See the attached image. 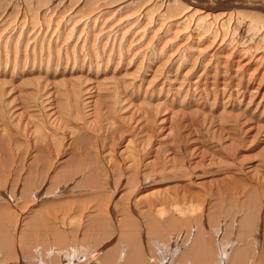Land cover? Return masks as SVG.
<instances>
[{"label": "rangeland", "instance_id": "374dc122", "mask_svg": "<svg viewBox=\"0 0 264 264\" xmlns=\"http://www.w3.org/2000/svg\"><path fill=\"white\" fill-rule=\"evenodd\" d=\"M44 1L0 0V22L2 21L0 24H3L6 20L12 22L17 17L29 18L31 16L30 13L34 14L35 10L44 4ZM96 1L91 4L94 7H88L85 0H53L51 8H49L50 14L47 16L48 18L49 16L50 18L53 17L48 20L49 26H44L41 23L43 15L42 12L39 13V15L41 14V17L37 18V23H40L37 24L39 35L35 40V44L27 45V52L21 51L18 47L17 53L21 55L17 54L16 60H14L11 52L13 49L8 48L10 52L6 53L9 55V59L4 60L7 62V67L3 61L5 59L3 51L5 52L7 49L4 50L3 45L0 44L2 47V50H0V101L6 105V107H3L2 103L0 104V106L2 105L0 109L4 111L3 115L0 114L3 117L0 116V121L2 118V126L5 127L1 128L0 126V160L2 162L0 166V200L2 202L5 199H9V202L14 201L15 207L18 209L16 211L25 213V221L23 222L25 226L32 213L28 209L34 208L33 200L35 199L33 198H36V194L39 191L55 192L58 187L63 188L64 185L65 187L67 185L71 190H68L67 196L56 197V204L52 202V199L39 202L40 204H51L45 205L46 207L44 206L43 210L38 211V215L37 213L36 215L34 214L35 217H39L35 226L41 224L48 217L47 211H55L54 213L60 216V214H65L69 210V212H78L80 214L82 208H85L82 214L85 213L87 217H92L94 216L93 205L96 201L94 202L93 199L91 201L88 195H96L97 189L95 187L97 183L103 189L104 182H108L111 185V188L108 187L110 188L109 191H114L113 188L116 185L122 189L125 186L123 184L126 183L127 178L130 176V170H134V166L140 161L139 170L142 171L138 178L140 177L142 182H146L144 187L147 186L148 189H154L153 196L147 199L151 202H164L169 209V199L167 198L171 200L172 195V198H174L176 194V200L181 205L182 202H185L183 205L187 206L184 212L187 214L185 219L189 227H197L201 223L209 227L207 218L211 215L215 216V212L216 216L220 215V219L222 218L219 223L223 225L222 229L224 230L229 228L227 225L230 226L231 222L234 223L235 221L237 225L240 223L238 229L237 226L236 228L233 226L235 223H232L233 229L235 228L234 230L238 233H235L233 229L227 231L228 235L232 234L230 240L227 238L229 236H226V232L222 234L224 236L219 239L222 242L219 241L220 244H217L215 256L212 260V264H215L216 256L221 250L220 245L225 244L224 242L228 240L229 243L232 241L233 244L234 241L236 242L238 238H241L239 237L240 235L245 238L247 236H245V233L247 234L248 231H250L249 239H251L250 233L251 231L253 232L252 228L250 229L251 218L255 219V214H258L257 212L261 208L263 209L261 215L262 217L264 216V13L260 11L263 10L264 5L262 4H264V0L256 2L251 0L248 3H255L257 6H237L238 8H233L235 10L216 7L212 12L209 11V17L201 23H197L196 19H203L205 15L200 17L199 15H194L195 17L192 16L190 20L184 22L176 21L178 14L185 7H191L190 4L192 2L196 4L194 9L209 13L199 6L200 4L198 3H202L201 0ZM102 1L105 2H103L104 5ZM226 1H223L224 6L227 4ZM245 2L243 1V3ZM105 5L106 7H104ZM27 8L31 9V12H27ZM95 10L106 11L103 12L102 17L105 19L109 18V22L112 21L109 26L107 24L106 31L109 33L132 32V37L135 40L141 34L143 37L141 41L137 42L136 40L134 43L129 44H132L131 46L140 52H143L145 47L148 48V55L143 60L144 66H139L142 70L138 68L135 60L130 64L121 63L115 71L110 70V68L104 70L102 67L96 70L97 66H95L96 63L94 64V62L89 70L80 66H75L73 70H69L73 67L71 65L77 64L78 59L76 60V58L80 52L79 48L85 50L89 46L91 47L94 44L92 35H98L100 30L103 29L100 25H95V27L91 26L90 29L87 27L82 34L78 29L80 24L88 18V14L90 16ZM126 17H132L134 23L121 28L120 31L112 30V28L122 25V20H126ZM45 28H47L48 34H53L52 32L55 31L57 35H60L62 41L60 40L59 44L57 42V47L53 45L54 42H52L53 44L47 42V35L41 37ZM92 28L97 29L91 32ZM58 29H61L60 32ZM79 33L81 38L75 40L74 37L78 36ZM148 35L155 37L154 39L152 36L150 37L154 43L160 42L156 45L151 44L154 47L156 46V48L153 49L151 45H146L147 42L145 41H147ZM70 38L75 40V42L72 41V43H69L70 45L65 47V42L67 44ZM39 39L40 41H37ZM60 42L64 46H60ZM117 42L119 43V40ZM96 43L98 47L103 46L98 41ZM38 45L41 46L39 47ZM22 47H24V44H22ZM32 48L35 49L33 50ZM158 48H163L165 51L169 50V53H173L172 58L169 61L166 60L162 54L160 55L157 52L159 51ZM49 49L53 50V52ZM154 50L157 51L155 52ZM40 52L42 55L39 54ZM49 52L53 54L51 55L52 57L48 54ZM25 55L28 58L26 66L23 64ZM149 55L152 58H149ZM32 57L36 58L33 65L31 62L33 63L35 58L32 60ZM62 58L63 61L61 60ZM40 61L43 63H40ZM166 61H168V64ZM5 67L7 68L6 70ZM12 69L14 70L12 71ZM153 74L154 76H152ZM148 75L152 77V80L147 81ZM142 80H146L145 84L148 85L146 92L134 90L132 93L129 88L127 99L117 106L112 118L108 115L87 119L89 123L86 122V124H88L89 130L86 132L83 131L84 129L78 130L76 128L79 122L73 119L71 107L69 108L68 117L65 114V110H63L64 104H67L65 100L71 98V89L65 98L60 95L61 92L58 94L59 97H50L49 101L53 103L52 106H55L56 111H52V109L47 111L50 106H46L43 103L44 97L34 99V95H31V92L33 94V91L40 89L43 84H45L43 92L50 91L53 95L51 88L64 91V85H70L68 84L69 81L79 86L80 90L84 87L88 88V94L96 98L98 96L104 97L101 100L106 101L105 97L108 95L107 93L104 94L102 88L108 85L124 83L136 85ZM161 83H163V92L159 93L158 88ZM66 89L68 91V87ZM7 90H10L9 94L4 95ZM20 91L22 92L21 95L19 94ZM58 99L62 100L59 102ZM7 102L10 104L13 102L12 107L10 104L7 105ZM35 105H38V107H35ZM12 109H14L13 111L19 110L21 112L19 120L16 117L14 118L15 114L10 112ZM49 112L55 116H51ZM80 115L83 120L85 118L84 114L81 113ZM108 119H113L114 122ZM7 127L8 130H6ZM120 136L126 137V140L130 138L129 146L131 148H128L132 152L128 151L127 154H133L132 156L136 158V162L132 156L128 155L131 159H129V172L127 171L126 174L122 173L123 170L119 168L120 161L118 159H114V161L113 158L108 162L110 172L108 171L105 174L102 171H96L95 168L97 166L89 164L91 162L90 159L92 161L100 159L103 153L108 154L107 157L109 158L112 156V151H115L116 154L118 147H120L118 146V142L121 139ZM41 146H46L49 151V157H44L48 163L45 160L40 162L38 158V164H36L32 162L31 156H33V153L35 154V151L37 153V149L39 150ZM96 150L99 155L94 154ZM86 151L92 152L97 158H91V154L85 155ZM6 152L9 154L6 155ZM26 153H29L31 159H28L29 162L25 160V163ZM144 154H146V157ZM51 162L54 163L52 168L50 167L52 165ZM142 164L144 165L141 166ZM31 167L35 169L32 172L28 170L32 169ZM90 167L94 169H90L93 172V176L86 173ZM75 169H79L81 174L78 172L73 177L72 173ZM47 171H49L48 174ZM142 173L146 181L142 180L143 178L141 179V176L143 177ZM64 174L66 177L63 176ZM121 177L123 178L121 179ZM116 178L119 181L113 180ZM254 181L258 183L255 182L254 184ZM181 185H186L185 188L188 193H185V189H183L184 191L182 190ZM74 186H77V190ZM38 188L41 189L38 190ZM173 189H176L175 191L177 192L173 191ZM122 190L123 198L121 197L118 200L121 201V205L126 204L124 201L127 200L123 199H127V193H129L128 190ZM82 192L86 193L83 194ZM83 195L85 197H82ZM167 195L170 197H167ZM165 198L167 200H164ZM191 208L196 212H192ZM189 209L191 213L186 211ZM35 210L36 208L33 212ZM221 210L223 212H220ZM119 212L118 210V214ZM196 214L204 217L201 218V216ZM232 218L234 221H232ZM163 219H165V215ZM224 219H226L225 222L223 221ZM217 220H219V217ZM238 220L240 221L238 222ZM12 223L10 222V224ZM191 223H194V225H190ZM241 223L244 226H241ZM163 227L161 229L164 236L156 237L154 251L159 248L161 252L164 250L163 246L168 245L171 240L178 243L184 240V232L177 231L168 235L165 233L167 232V227H164L166 229ZM232 231H234L236 236ZM179 235L180 237L176 238ZM233 235L234 237H232ZM195 239L193 238V242ZM241 240L239 239L240 242L237 241L238 246L234 249L232 248V251L230 247L228 264H252L256 261L255 259L261 261L258 258L259 254L257 255L255 252V242L253 243L252 239L250 241ZM244 241L247 243H243ZM155 243L153 242V244ZM244 244H247L248 248L247 245L243 246ZM238 247L239 250L242 248L241 251L238 250ZM243 247L247 248V250L245 251ZM249 249L251 250L249 251ZM236 250L238 252H235ZM250 254H253L254 258H252V255L249 256ZM230 257L234 259L232 260Z\"/></svg>", "mask_w": 264, "mask_h": 264}, {"label": "bare ground", "instance_id": "6f19581e", "mask_svg": "<svg viewBox=\"0 0 264 264\" xmlns=\"http://www.w3.org/2000/svg\"><path fill=\"white\" fill-rule=\"evenodd\" d=\"M95 1L96 0H85V2L88 4L87 5L88 7H94V5L91 6V4ZM223 1H226V0H201L202 3H198V4H200L199 6L203 9L207 10L208 12L209 11L212 12V10H214L216 7H218V8L219 7L220 8L225 7V8H229L231 10H235L233 8H236L237 6H243V5L247 6V7L257 6L255 3H253V4L248 3L251 0H227L226 1L227 4H225V6L223 4L224 3ZM243 1L244 2L247 1V2L243 3ZM254 1L256 2L258 0H254ZM52 2H53V0H45L44 4L42 6H39L35 10L34 14L30 13L31 16H29V18L17 17L12 22H8L6 20V22H4L3 24H0V44L3 45L4 50L7 49L5 52L3 51L4 57H5V59H3V61L4 60L6 61L7 58L9 57V55H7V53H6L9 51L8 48L13 49V50H11V49L10 50L13 53L12 55H13L14 60H16L18 55H21V54L17 53L18 47H19V49H21V51L27 52L26 51L27 47L29 45L35 44V40L37 39V36L39 35L38 30H37V28H38L37 24H40V23H37L38 22L37 18L41 15V14L39 15V13L42 12V15H43L42 17L40 16L41 20H42L41 23L44 26L48 25V23H49L48 20L53 18V17L50 18V16H49V18L47 17L48 14H50L49 8H51L50 6H51ZM103 2L104 1H102V3ZM100 3H101V1H100ZM104 3H103V5H104ZM194 3L195 2H192L190 4L191 7H187V8L185 7L182 10V12L178 14L176 21L184 22L186 20H190V18L194 15H199V17L202 15H205V17H203V19H200V18L196 19L197 23H201L204 19L209 17L210 12L207 13V12H204L202 10L194 9L195 5H196ZM262 5H264V4H262ZM192 6H193V8H192ZM82 7H84V6H82ZM104 7H106V5ZM26 10H27V12H31V9L27 8ZM102 10H104V9H102ZM83 11H85V10H83ZM260 11L264 13V6H263V10H260ZM22 12L25 13L24 11H22ZM103 12H106V11L95 10L94 12H92V14L90 16L88 14V18L86 20L83 19L84 21L81 24L79 23L80 28H78V29L81 32V34L83 33V31L85 32V29L87 27H89V29H90L91 26L95 27V25L96 26L100 25L101 27H103V29L100 30L98 35H95V36L92 35L93 36L92 40H94L93 41L94 44L91 47L89 46L85 50H82L79 48L80 52L78 53L77 58H76V60L78 59L77 64L75 65V63H74V65H71L73 67L72 68L70 67L71 69H69V70H73L75 66H80L82 68L86 67L89 70V68L93 64V62H94V64L96 63V65H95V66H97L96 70H99L102 67L104 70L107 68H110V70L115 71L116 68L121 63L122 64L123 63L130 64L134 60L137 62L138 68H140L142 65L144 66L143 60L145 59L146 55H148V53H147L148 48L145 47L143 49V52H140V51L135 50V47L131 46L132 44H129L132 42L134 43V41H136V40H137V42L141 41V38H143L141 36V34H139V36L135 40L134 37H132V34H133L132 32L131 33L124 32V33H120V34L119 33H114V34L109 33L108 31H106L107 30L106 28L109 26V23H111L112 21L109 22V18L108 19L103 18L102 17ZM132 17H126L125 18L126 20H122L123 24L120 23L122 25H119L117 28H112V30L115 29V31H120L121 28L132 25L134 23V20L132 19ZM141 18H142V16H141ZM76 19H77V17H76ZM81 21H82V19H81ZM156 23H157V21H156ZM107 24H108V26H107ZM47 28H49V27H47ZM47 28H45V30H43L41 37H45L47 35L48 36V38H46L47 42H49V43L54 42V44L53 43L52 44L55 47H57V42L59 44V41L61 40L60 35H57L56 34L57 32H55V31L52 32L55 35V37H53L54 36L53 34L49 33L50 34L49 35L47 33ZM71 29H72V27H71ZM95 29H97V28H95ZM95 29L92 28L91 32H93L92 30H95ZM60 30L58 29L59 32H60ZM73 32H71V33H73ZM135 34L137 35V33H135ZM79 35H80V33L78 34V36L74 37L75 40H77L78 38L79 39L81 38ZM69 36L71 37V35H69ZM151 36L152 35H148V37H147L148 39H147V41H145V42H147L146 45L150 46L151 44L156 45V44L160 43L159 41H157V43L156 42L154 43L153 39L155 37L152 36V38H153L152 39V38H150ZM89 37H91V36L89 35ZM66 38H68V37H66ZM71 38L68 39L67 44L65 42V47L70 45L69 43H72V41L75 42V40H73ZM43 40H44V38H43ZM117 40H119V43L117 42ZM159 40H160V38H159ZM37 41H40V39ZM97 41L99 44L101 43L103 46L98 47V45L96 43ZM63 42H64V40H63ZM22 44H24V47H22ZM154 45H151L153 47V49L156 48V46L154 47ZM38 46L40 47L41 45H38ZM60 46H64V45L61 43ZM55 47H54V49H55ZM65 47H64V49H65ZM81 47L83 48L82 45H81ZM161 47H163V45H161ZM70 48H71V46H70ZM158 49H159V51H157V50H154V51L159 52L160 55L162 54V56L165 57L166 60L169 61L172 58L173 53H169V50L165 51V49H163V48H158ZM0 50H2L1 46H0ZM166 50H167V48H166ZM50 51L53 52V50H50ZM65 51H66V49H65ZM39 54L42 55L41 52ZM48 54H50V56L53 55L50 52ZM66 54H68V53H66ZM153 54H155V53H153ZM26 56L27 55H25L24 58L22 56V58L24 60V63H23L24 66L27 65L26 60L28 58H26ZM56 56H57V54H56ZM72 56H70V57H72ZM154 56H153V58H154ZM148 57L152 58L151 55H149ZM34 58L32 57V60ZM38 59H41V58H38ZM65 59H66V56H65ZM155 59H156V56H155ZM157 59H158V57H157ZM11 60H12V58H11ZM35 60H36V58L33 60V63L31 62L32 65L34 64ZM46 60H45V62H46ZM61 60L63 61V58ZM74 60H75V58H74ZM56 61H58V60L56 59ZM56 61H55V63H56ZM168 61H166L167 64H168ZM74 62H76V61H74ZM40 63H43V62L40 61ZM163 63H164V61H163ZM4 64L6 66L7 62H5ZM15 64H16V62H15ZM31 64H29V65L32 66ZM0 66H1V64H0ZM158 66H160V65H158ZM6 67H5V70L7 69ZM16 68H18V66H16ZM158 68H156V69H158ZM28 69H25V70H28ZM13 70L14 69H12V71ZM140 70H142V69L140 68ZM152 76H154V74ZM147 77H148L147 81H150V79L152 80L151 76L148 75ZM145 81L146 80H142L139 83H137L136 85H134L132 83H130V84L124 83V84L108 85L105 88H102L104 94L107 93V95H108L105 97L106 101L101 100L104 97L98 96L96 98L95 96H91L90 94H88L87 93L88 88L84 87L82 90H80L79 86L74 85V83L69 82V81H68V84H70V85H64L65 86L64 91H61V90L56 89V88L55 89L51 88L53 95L50 93V91L43 92V89L45 87V84H43V86L40 89L36 88L37 90H34L33 94L31 92V95L32 96L34 95V99L44 97L43 103L46 106H50L49 108H47V111L49 109H52V111L53 110L56 111L55 106L54 107L52 106L53 103H50V101H49L50 97L51 96L59 97L58 94H59V92H61L60 95H63V97L65 98L68 96L69 90L71 89V91H70L71 98L69 100H65V101H67L66 105L64 104L65 101L63 99V101H64L63 110H65V114L68 117L69 108L71 107L72 112H73V119L76 122L77 121L79 122V125H77V127L75 125V127L78 130L84 129L83 131L86 132L89 130L88 124H86V122H88L87 119H89V118L92 119V117H95V116L103 117V116H108V115H109V117L111 116V118H112V116L114 114L113 112L115 111L117 106L120 103H122L123 100L127 99V92L129 90V88L132 90V93L134 90H137V91L142 90V91L146 92L148 85L145 84ZM67 87H68V91L66 89ZM158 90H159V93L163 92V83L159 84ZM9 92H10V90L5 91L4 95H8ZM62 93H64V94H62ZM19 94L21 95L22 92L20 91ZM58 100L60 102V100H62V99H58ZM12 101H13V99H12ZM14 101H15V99H14ZM8 102H10V101H8ZM8 102H7V105L10 104ZM1 103L2 102L0 101V104ZM12 103L13 102H11L10 106L12 105ZM40 103H42V102H40ZM42 104H40V105H42ZM2 105H3V107L4 106L6 107V105H4L3 103H2ZM1 106H0V108H1ZM35 107H38V105H35ZM14 109H12V111H10V112L12 114H15L14 118L16 117V119L19 120L21 118V112H19V110H17L18 112L13 111ZM45 110H43V111H45ZM38 112H39V110H38ZM49 113H51V112H49ZM81 113L84 114V117H85L83 120H82L81 115H80ZM0 114H2V115L4 114V111H2L1 109H0ZM50 115L55 116L52 113ZM2 118H1V121H2ZM113 119L112 120L108 119V120L113 121ZM1 121H0V126H1V128H3L4 126H2ZM113 122H112V124H113ZM140 122H141V120H140ZM143 124H145V123H143ZM134 126L136 127V125H134ZM66 127H68V126H66ZM6 130H8V127ZM145 132H146V130H145ZM123 136L122 137L120 136L121 141L119 140V142H118V144H119L118 146H120V147H118V151H116V154H115V151H112V153L110 152L112 154V156H110L109 158L107 157L108 154L103 153V156L100 159H96V160L94 159L93 161L90 159L91 162H89V164L96 165L97 166L95 168L96 171H102L105 174L108 171L110 172L108 162L113 158V160L118 159L120 161L119 162L120 163L119 168H120V170L124 171V172L122 171V173H125V174L127 173V171L130 168L129 167V165H130L129 159H131V158H129V156H132L133 154L132 153H131L132 155H130V153L127 154L128 151L132 152L131 149L129 150V148H128V147H130L129 146V142H130L129 139L130 138L126 140V137H123ZM97 149H99V148H97ZM90 151H88V152L86 151L85 155L91 154V156H90L91 158L95 157V155H93L92 152H90ZM101 151H102V149H101ZM95 152L96 153H94V154L99 155L97 150ZM29 153H26V156L24 158L25 163H26V161L29 162L28 159L30 160L32 158V162H35L36 164H38L37 163L38 158L41 162V160H45L44 157H47V158L49 157V151H48L46 146L45 147L41 146L39 150L37 149V153L35 151V154L33 153V156H31V158L29 157ZM5 154L7 155L9 153L6 152ZM144 155L146 157V154H144ZM95 158H97V157H95ZM135 159L136 158H134V160ZM45 161H42V162H45ZM131 162L133 163L134 161H131ZM135 162H136V160H135ZM1 165H2V162L0 160V166ZM53 165H54V163H52V165L50 167L51 168L54 167ZM143 165L144 164H142L141 166H143ZM139 166H140V161H138L137 165L134 166V170H130V172L128 171L130 176H129V178H127L128 180L126 181V183L123 184L125 186L122 189L129 191V193H127V195H128L127 199H123V200H127V201H124V202H126V204L121 205L120 204L121 201H118L121 199V197H122L121 191H123L120 187H118L116 185L113 188L114 191H109L111 188V185L108 182H106V183L104 182V184L102 183L103 189L97 183V185L95 187L97 189L96 195H94V194L88 195L90 200L93 199L94 202L96 201L95 204L93 205L94 206V208H93L94 216H92V217H87L84 212L83 213L85 214V216H84V214H82V211L85 208H82V211H80L81 215L78 212H74L75 216H74V213L69 212L70 210L69 211L66 210L67 212L64 211L66 213L60 214V216L58 214L54 213L55 211L54 212L47 211L49 214L48 217L45 218V220L41 224H39L38 226H35L36 221L39 220V217H35L36 213L38 215L39 214L38 211L43 210L45 205L51 204V203L40 204L39 202L46 200V199L47 200L52 199V202L56 204L57 203V201H55L56 197L59 196L60 198H62L64 196H67L69 191L71 190V189H69L70 187H68L67 185H66V187L64 185L63 188L58 187V189H56L55 192H53V191L49 192L48 191L49 194L46 191L45 192L39 191L37 193L38 195L36 194V198H33V199H35V200H33L34 206L32 205L34 208L28 209V211H31L32 213L29 216L31 218H29V220L25 226L23 225V222L25 221V217H24L25 213L16 211L17 207H15L14 201L9 202V199H7V200L5 199L6 201L2 199L3 200V202H2L0 200L1 201L0 202V264H201V263L212 264V260H213V257L215 256L217 244L220 241L219 239L222 238V236H224L222 234H225V232H226V236H227L228 235L227 231H229V229H233V226L235 228L237 226V229H238L239 228L238 225L240 223L237 225L236 222L234 221V219L232 218L233 220L232 219L231 220L234 221L235 224L233 222H231L230 226L227 225L229 228L224 230V229H222L223 225H220V223H219L222 218L220 219V215L216 216V212H215V216L211 215V216H209V218L206 217L208 222H209L208 223L209 227L204 226V224H202V223L198 226L195 223V225L197 227H193V226L189 227V225L187 224L186 219H185V215L187 216V214L184 212L185 209H187L186 208L187 206L183 205V203L185 204V202H182V205H181L180 202H178L176 200V197H177V195L175 194V192H177V191H175L177 189L176 186H175L176 189L175 190L173 189V191H175V192H173V194H175V197L172 198L173 197V195H172L171 200H170V198H167L170 201V202L168 201L169 209L167 208V205L164 202H156V201L151 202L148 199H150V197L153 196V193H154L153 190L154 189L153 188L148 189L147 186L144 187V183H146V182H142L140 180V177L138 178V176L140 175V173L142 171V170L141 171L139 170ZM33 168L28 169V170H31V172H32V170H35ZM90 169H92V168L91 167L88 168V171L86 173L91 174V176H93L92 175L93 172H91ZM143 169H144V167H143ZM89 170H90V173H89ZM92 170H94V169H92ZM51 172H52V170H51ZM78 172L81 174L79 169H75L73 171L74 175L72 173V176L74 177L76 173L78 174ZM48 173H49V171H47V174ZM117 173H118V171H117ZM28 175H30V174L28 173ZM63 176H65V174ZM77 177H79V176H77ZM122 178L123 177H121V179ZM141 179L145 180L144 174H143V177L141 176ZM231 179H232V177H231ZM113 180H118V179L116 178ZM84 181H86V180H84ZM256 181H254L253 183L255 184ZM120 183H121V181H120ZM256 183H258V182H256ZM254 184H253V186H254ZM104 186H105V188H104ZM74 187L76 188L77 186H74ZM108 187H110V188H108ZM177 187H179V186H177ZM185 187H186V185H183L182 190L185 189V193H188V191L186 190ZM40 189L38 188V190H40ZM76 190H77V188H76ZM72 191H74V190H72ZM34 192H35V190L33 191V194H34ZM84 193H86V192H84ZM78 195H80V194H78ZM148 195H150V196H148ZM183 195H184V193H183ZM82 197H85V196L83 195ZM103 197H104V199H103ZM167 197H170V196L167 195ZM181 197H180V199H181ZM167 199L165 198L164 200H167ZM180 199H178V200H180ZM143 201H144V203H142ZM36 202H37V204H35ZM35 208H36V210L34 211L35 212L34 213L33 210ZM118 210L120 211L119 214H118ZM191 210H192V212L194 211V209H192V208H191ZM262 210H263L262 208L260 210H258V212H257L258 214H255V219L251 218L250 229L252 228L253 232L251 231L250 237H252L251 238L253 240L252 242L253 243L255 242V244H254V245H256V246H254L255 252L257 255L259 254L258 258L261 259V261H259L258 259H255L256 261L252 264H263V261H264L263 260V258H264V232H262L264 230V216L262 217V215H261ZM61 211H63V210H61ZM186 211L187 212L189 211V213H191L190 209L186 210ZM194 212H196V211H194ZM220 212H223V210H221ZM152 213H154V214H152ZM210 213H212V212H210ZM164 215H165V219H163ZM196 215H198V214H196ZM198 216H201V215H198ZM203 217L204 216H201V218H203ZM218 217H219V220H217ZM235 217H238V216H235ZM187 219H189V218L187 217ZM226 219H227V217H226ZM226 219H224L223 221L225 222ZM240 220H238V222ZM10 222H13V223L10 224ZM203 222H204V220H203ZM232 223L234 224L233 226H232ZM190 225H194V223H191ZM163 226L167 227V229L164 228ZM241 226H244V224L241 223ZM162 227L167 230V232H165V233H167L168 235L173 234L177 231H179L181 233L184 232L183 242L178 243L176 241L171 240V241H169V244L167 243L168 245L163 246L164 250H162L161 252H160L159 248H158V250H156L157 252L154 251V247L156 246V243H155L156 237L157 236H161V237L164 236L162 233V229H161ZM225 228H226V226H225ZM195 230H197L196 233H194ZM223 231H224V233H223ZM234 231H232V233H234ZM189 232H190V235H189ZM249 232L250 231H248L247 234L245 233V236L247 235L245 238H243V236H241V235L240 236L237 235L241 238L237 239L235 237L237 240L235 239L236 242L234 241L233 244H232V241L229 243L230 236L232 235V234L231 235L229 234L228 235L229 237H227V238H229V240L227 242L223 241L225 243V244H222L223 246L220 245L221 250H220V252H218V256H216L217 259H216L215 264H228V252L230 250V247H231V251H232V248L234 249L235 247L238 246L237 241H239V239L241 240L242 238H243V240H246V241L249 240L250 241L251 239H249ZM235 233H238V232L235 231ZM235 233H234V235H235ZM234 235L232 237H234ZM195 236H196V239H195ZM179 237H180V235L176 236V238H179ZM193 238L195 239L194 242H193ZM224 239H222V240H224ZM243 240H241V241H243ZM246 241H244L243 243H247ZM153 242L155 244H153ZM220 242H222V241H220ZM228 243H229V245H228ZM248 244H250V243H248ZM241 245H242V242H241ZM245 245H247V244H244L243 246H245ZM224 246H226V247H224ZM244 248L245 247H243V249ZM247 248H248V245H247ZM247 248H245L244 250L246 251ZM241 249L242 248H240V250H239V247H238L239 251H241ZM152 250H153V252H152ZM238 250H236L235 252H238ZM250 250L251 249H249V251ZM218 251H219V249H218ZM229 254L231 255V253H229ZM253 254H250L249 256L252 255V258H254ZM243 258H245V257H243ZM255 258H256V256H255ZM230 259L233 260L234 258L230 257ZM245 259H247V258H245ZM240 261H242V260H240ZM236 262H237V260H236Z\"/></svg>", "mask_w": 264, "mask_h": 264}]
</instances>
